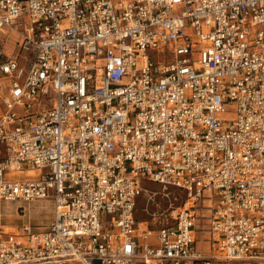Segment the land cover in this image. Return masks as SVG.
Returning <instances> with one entry per match:
<instances>
[{"label":"built area","instance_id":"obj_1","mask_svg":"<svg viewBox=\"0 0 264 264\" xmlns=\"http://www.w3.org/2000/svg\"><path fill=\"white\" fill-rule=\"evenodd\" d=\"M43 200L0 264H264V0H0V203Z\"/></svg>","mask_w":264,"mask_h":264},{"label":"rangeland","instance_id":"obj_2","mask_svg":"<svg viewBox=\"0 0 264 264\" xmlns=\"http://www.w3.org/2000/svg\"><path fill=\"white\" fill-rule=\"evenodd\" d=\"M224 120L233 116V107H229ZM17 175H21L17 174ZM144 190L137 197L135 217L138 221H147L153 225L154 220L164 225L173 224L179 208L185 201L184 193L175 187H163L157 183L145 181ZM205 208L201 211L200 224L206 223L207 206L209 200H204ZM53 203L50 200L35 202H1L0 203V228L8 232H16L22 227L37 228L47 225L52 220ZM155 218V219H154ZM208 251L219 254L215 248ZM215 264H227L216 262ZM258 264V263H250Z\"/></svg>","mask_w":264,"mask_h":264},{"label":"crops","instance_id":"obj_3","mask_svg":"<svg viewBox=\"0 0 264 264\" xmlns=\"http://www.w3.org/2000/svg\"><path fill=\"white\" fill-rule=\"evenodd\" d=\"M208 230L209 228L207 225V220L206 223L203 225L202 223L200 224L199 221L195 235H196L197 250L202 256H208L209 254H212V252L208 251L209 246H211L210 235ZM215 263L216 262H213L211 264H215Z\"/></svg>","mask_w":264,"mask_h":264},{"label":"bare ground","instance_id":"obj_4","mask_svg":"<svg viewBox=\"0 0 264 264\" xmlns=\"http://www.w3.org/2000/svg\"><path fill=\"white\" fill-rule=\"evenodd\" d=\"M15 175H17V174H20V173H14Z\"/></svg>","mask_w":264,"mask_h":264}]
</instances>
